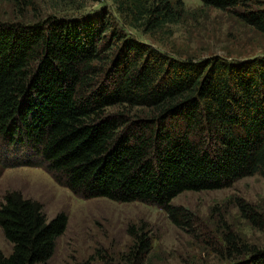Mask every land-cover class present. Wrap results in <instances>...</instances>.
<instances>
[{"label":"trees","instance_id":"1","mask_svg":"<svg viewBox=\"0 0 264 264\" xmlns=\"http://www.w3.org/2000/svg\"><path fill=\"white\" fill-rule=\"evenodd\" d=\"M86 1L59 0L73 11ZM201 1L264 35V0ZM115 3L123 24L145 33L186 15L183 0ZM0 140L27 147L23 155L14 151L13 163L0 160L1 170L41 167L80 198L155 206L186 230L193 217L173 205L179 195L264 178V53L171 57L124 33L105 8L0 21ZM239 206L264 231V216L244 201ZM222 222L221 261L264 264V249ZM67 224L64 214L48 221L41 203L8 192L0 227L13 251L0 249V264H46ZM135 240L122 259L144 264L151 241L143 232Z\"/></svg>","mask_w":264,"mask_h":264},{"label":"rangeland","instance_id":"2","mask_svg":"<svg viewBox=\"0 0 264 264\" xmlns=\"http://www.w3.org/2000/svg\"><path fill=\"white\" fill-rule=\"evenodd\" d=\"M183 1L184 19L150 33L123 24L115 0H87L80 11L70 10L59 0H33L32 6L18 0H0V21L26 22L51 14L77 17L99 14L105 8L124 33L171 57L239 60L263 55L264 35L228 12L206 7L201 0ZM15 150L23 155L27 147L4 145L0 140V160L13 163L10 159ZM12 191L41 203L48 221L59 214L68 219L66 231L46 264H133L122 258L134 247L135 234L140 232L152 244L144 264H226L216 253L225 229L222 221L245 243L264 249V231L245 219L239 206V200L244 201L264 216V178L259 175L242 179L231 188L185 192L175 198L173 205L192 214L191 227L186 230L177 228L155 206L80 198L41 167H4L0 172V203ZM0 249L6 256L13 251L1 227Z\"/></svg>","mask_w":264,"mask_h":264}]
</instances>
